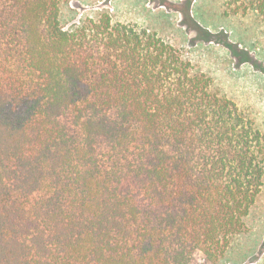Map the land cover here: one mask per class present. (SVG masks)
Instances as JSON below:
<instances>
[{"label": "trees", "instance_id": "16d2710c", "mask_svg": "<svg viewBox=\"0 0 264 264\" xmlns=\"http://www.w3.org/2000/svg\"><path fill=\"white\" fill-rule=\"evenodd\" d=\"M0 0V264H205L246 230L264 133L156 33ZM264 22V0H228Z\"/></svg>", "mask_w": 264, "mask_h": 264}, {"label": "rangeland", "instance_id": "374dc122", "mask_svg": "<svg viewBox=\"0 0 264 264\" xmlns=\"http://www.w3.org/2000/svg\"><path fill=\"white\" fill-rule=\"evenodd\" d=\"M227 1L63 0L60 19L70 30L85 18L108 13L113 23L156 33L264 133V22L255 12L227 9ZM215 264H264V184L246 230Z\"/></svg>", "mask_w": 264, "mask_h": 264}]
</instances>
